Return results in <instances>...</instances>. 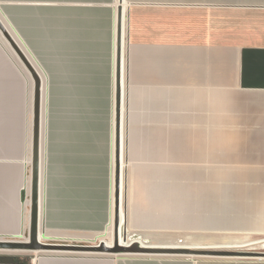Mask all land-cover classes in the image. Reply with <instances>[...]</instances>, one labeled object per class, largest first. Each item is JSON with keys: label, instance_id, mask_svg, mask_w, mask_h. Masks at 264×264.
<instances>
[{"label": "crops", "instance_id": "obj_1", "mask_svg": "<svg viewBox=\"0 0 264 264\" xmlns=\"http://www.w3.org/2000/svg\"><path fill=\"white\" fill-rule=\"evenodd\" d=\"M119 6V0H0V20L42 80L45 242L96 245L100 235L113 236ZM121 6L120 238L222 233L221 242L203 246L264 254V0H122ZM0 68L23 109L22 146L12 159L0 158L1 221L14 209L0 232L24 240L33 82L1 54ZM51 89L58 90V148H50ZM82 135L86 148H78ZM32 264H264V256L53 254Z\"/></svg>", "mask_w": 264, "mask_h": 264}, {"label": "water", "instance_id": "obj_2", "mask_svg": "<svg viewBox=\"0 0 264 264\" xmlns=\"http://www.w3.org/2000/svg\"><path fill=\"white\" fill-rule=\"evenodd\" d=\"M116 16V71H115V137H114V231L112 245L107 246L101 241L96 245L53 244L40 240L38 229L39 214V182H40V101L41 79L32 67V64L12 38L6 27L0 22V33L17 55L24 67L29 72L33 81L32 100V127H31V186L30 210L27 242L17 240H0V251H22L32 253H82L94 255H156V256H187V257H222V256H257L262 257V252H244L207 249L208 247H193L184 245L149 246L134 240L126 245V238L120 240L119 233V189H120V162H121V136H120V47L123 32L122 0H119ZM17 255H0V264H19Z\"/></svg>", "mask_w": 264, "mask_h": 264}, {"label": "rangeland", "instance_id": "obj_3", "mask_svg": "<svg viewBox=\"0 0 264 264\" xmlns=\"http://www.w3.org/2000/svg\"><path fill=\"white\" fill-rule=\"evenodd\" d=\"M0 54L3 56L5 62L7 65H11L13 69L15 66H17L18 62L11 54L10 50L6 47L2 39L0 38ZM1 69V68H0ZM15 93L14 90H12L11 83L7 78L4 77V73L0 70V158L3 159H12L14 155L16 154V148H21V143L19 139V124H20V117H22V107L17 106L15 99H14ZM21 100V99H20ZM50 114H51V137H50V148H58V122H54L55 115L59 113V103H58V90L51 89L50 90ZM23 104V103H22ZM24 105V104H23ZM49 112V111H48ZM21 115V116H20ZM56 128V129H55ZM29 131V130H28ZM54 131L56 132V135L53 134ZM19 133V134H18ZM29 134V133H28ZM29 139V138H28ZM82 143L80 147L78 148H86L85 142L88 139V136L82 135L80 137ZM45 140H47V106H46V122H45ZM56 140V141H55ZM78 139L75 137V141ZM14 212L13 207L8 208L6 210V214L8 213L10 216H6L3 221L0 219V228H4L6 226L10 225V221L12 219L11 214ZM3 226V227H2ZM109 235V234H108ZM108 235H100L98 238L95 239L96 244L98 241L106 240V244L108 246L112 245V240H109ZM28 236V231H24L21 237ZM107 237V238H106ZM0 238L5 239H12L7 236H5V232H0ZM128 239V236L126 237ZM41 241L42 238H40ZM122 241V239L120 238ZM139 241V240H138ZM141 241V242H140ZM140 243L148 244L145 242L149 241H157L161 243L165 242H175V243H185L186 245L190 246H203V245H211V243L221 242L222 241V233H192L187 236L186 234L179 233L175 234L169 237H161V238H140ZM144 241V242H143ZM45 242V241H43ZM47 243H53V244H74L72 240H64V241H50ZM130 243L127 241V244ZM191 243V244H190ZM172 244V243H171ZM17 255V259L19 261V264H32L33 258L37 256H48V255H64V253H32V252H7V251H0V255ZM67 255H77V254H68ZM79 256V255H78ZM83 256V255H82ZM89 256V255H87Z\"/></svg>", "mask_w": 264, "mask_h": 264}, {"label": "bare ground", "instance_id": "obj_4", "mask_svg": "<svg viewBox=\"0 0 264 264\" xmlns=\"http://www.w3.org/2000/svg\"><path fill=\"white\" fill-rule=\"evenodd\" d=\"M0 22H2L0 20ZM3 24V23H2ZM4 25V24H3ZM5 27V26H4ZM11 35V34H10ZM0 38L2 39V41L4 42V44L6 45V47L10 50L11 54L13 55V57L17 60L18 62V65L22 68V70L25 72V74L28 76V80H32L29 72L27 71V69L24 67V65L22 64V62L18 59L17 55L14 53V51L11 49V47L9 46V44L6 42V40L4 39V37L2 36V34L0 33ZM13 38V37H12ZM14 39V38H13ZM15 42L17 43L18 41L16 39H14ZM19 43V42H18ZM17 43V44H18ZM20 45V43L18 44V46ZM21 46V45H20ZM19 46V47H20ZM21 48V47H20ZM23 49V48H21ZM23 51V50H22ZM25 54V53H24ZM26 55V54H25ZM27 57V56H26ZM28 58V57H27ZM29 60V59H28ZM30 61V60H29ZM31 63V62H30ZM32 67L34 68L35 70V67L32 65ZM36 73H37V70H35ZM38 74V73H37ZM38 76L40 77V75L38 74ZM41 79V78H40ZM33 82V81H32ZM29 94H30V102H29V113H30V119H29V142H28V145H29V148L31 149V127H32V100H33V90L32 88L30 87V90H29ZM42 80H41V101H40V167H41V135H42ZM31 165V164H30ZM30 176H31V173H30ZM30 186H31V179H30ZM39 189H40V182H39ZM30 210V209H29ZM39 216H40V190H39V214H38V229H39V235H40V238H41V235H42V227H41V224H40V221H39ZM27 239H28V236H26V238L24 240H17V241H22V242H27ZM0 240H16V239H0ZM109 240H113V236L112 234L109 235ZM136 239L134 238H131L128 236V239H126V245L127 244V241L129 242H132ZM137 241V240H136ZM107 245V244H106ZM170 245H183V243H172ZM184 245H186L184 243ZM108 246V245H107ZM193 247H208L207 249H217V250H221L222 247H209V246H193ZM9 252H17V253H21L22 251H9ZM58 253V252H56ZM64 254H67V253H64ZM68 254H77V255H88V254H82V253H68Z\"/></svg>", "mask_w": 264, "mask_h": 264}]
</instances>
